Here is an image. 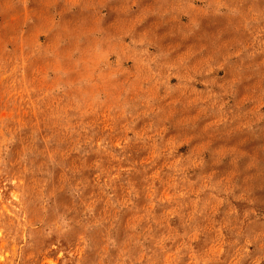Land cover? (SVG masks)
<instances>
[{
	"label": "rangeland",
	"instance_id": "1",
	"mask_svg": "<svg viewBox=\"0 0 264 264\" xmlns=\"http://www.w3.org/2000/svg\"><path fill=\"white\" fill-rule=\"evenodd\" d=\"M0 264H264V0H0Z\"/></svg>",
	"mask_w": 264,
	"mask_h": 264
}]
</instances>
